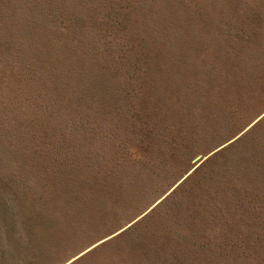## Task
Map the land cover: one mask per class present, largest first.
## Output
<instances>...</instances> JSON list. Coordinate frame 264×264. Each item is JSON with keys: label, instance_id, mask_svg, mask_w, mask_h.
Listing matches in <instances>:
<instances>
[{"label": "rangeland", "instance_id": "obj_1", "mask_svg": "<svg viewBox=\"0 0 264 264\" xmlns=\"http://www.w3.org/2000/svg\"><path fill=\"white\" fill-rule=\"evenodd\" d=\"M0 264H264V0H0Z\"/></svg>", "mask_w": 264, "mask_h": 264}]
</instances>
